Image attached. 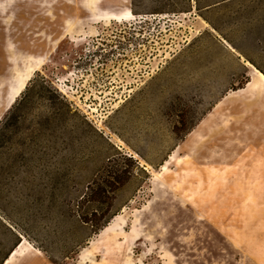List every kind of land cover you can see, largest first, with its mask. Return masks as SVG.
Wrapping results in <instances>:
<instances>
[{"label": "rangeland", "instance_id": "rangeland-1", "mask_svg": "<svg viewBox=\"0 0 264 264\" xmlns=\"http://www.w3.org/2000/svg\"><path fill=\"white\" fill-rule=\"evenodd\" d=\"M247 63L264 0H0V264H264Z\"/></svg>", "mask_w": 264, "mask_h": 264}, {"label": "bare ground", "instance_id": "bare-ground-1", "mask_svg": "<svg viewBox=\"0 0 264 264\" xmlns=\"http://www.w3.org/2000/svg\"><path fill=\"white\" fill-rule=\"evenodd\" d=\"M108 17L112 20H120V17L116 14H102L101 18ZM250 67H253L250 63H247ZM43 66V62H32V64L26 69V70H17L15 74V80H16V86L12 89V100H15L18 98L28 85V82L30 80L31 74L33 72L40 71ZM253 69L257 73L258 77L260 78V81H258L257 84H254V88L256 91H262L264 88V74L256 70L254 67ZM34 248L26 241L25 238H23L18 245V247L12 252L13 254L11 257L4 262V264H15V262L20 258H25V256L33 254Z\"/></svg>", "mask_w": 264, "mask_h": 264}, {"label": "trees", "instance_id": "trees-1", "mask_svg": "<svg viewBox=\"0 0 264 264\" xmlns=\"http://www.w3.org/2000/svg\"><path fill=\"white\" fill-rule=\"evenodd\" d=\"M6 260H7V259H6ZM6 260H5V261H6ZM3 264H4V263H3Z\"/></svg>", "mask_w": 264, "mask_h": 264}]
</instances>
